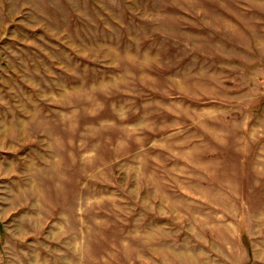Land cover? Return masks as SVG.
Wrapping results in <instances>:
<instances>
[{
	"label": "rangeland",
	"instance_id": "rangeland-1",
	"mask_svg": "<svg viewBox=\"0 0 264 264\" xmlns=\"http://www.w3.org/2000/svg\"><path fill=\"white\" fill-rule=\"evenodd\" d=\"M0 264H264V0H0Z\"/></svg>",
	"mask_w": 264,
	"mask_h": 264
}]
</instances>
